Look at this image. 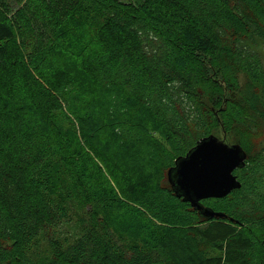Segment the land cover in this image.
Masks as SVG:
<instances>
[{
    "label": "trees",
    "instance_id": "obj_1",
    "mask_svg": "<svg viewBox=\"0 0 264 264\" xmlns=\"http://www.w3.org/2000/svg\"><path fill=\"white\" fill-rule=\"evenodd\" d=\"M238 1L254 14L233 0H0V264H264V147L244 149L241 188L202 201L223 217L168 180L189 141L259 130L248 117L264 127V0ZM66 57L113 104L106 142Z\"/></svg>",
    "mask_w": 264,
    "mask_h": 264
},
{
    "label": "water",
    "instance_id": "obj_2",
    "mask_svg": "<svg viewBox=\"0 0 264 264\" xmlns=\"http://www.w3.org/2000/svg\"><path fill=\"white\" fill-rule=\"evenodd\" d=\"M201 141L215 142L227 149V163L219 168L211 179L195 183L182 181L172 166L168 170V180L176 195L184 201L190 202L200 216L206 219L223 217L225 215L223 212L205 206L202 201L208 198H223L233 190L241 188L242 184L234 171L246 165L248 155L240 144H230L214 134L202 137L197 141V144ZM184 158V156H180L176 161Z\"/></svg>",
    "mask_w": 264,
    "mask_h": 264
},
{
    "label": "rangeland",
    "instance_id": "obj_3",
    "mask_svg": "<svg viewBox=\"0 0 264 264\" xmlns=\"http://www.w3.org/2000/svg\"><path fill=\"white\" fill-rule=\"evenodd\" d=\"M238 2V3H237ZM233 3L239 4L238 6L241 8L243 12L249 15H253V11L244 3L238 1V0H233ZM259 47L263 50L264 54V42H259ZM64 62L73 70L75 71V74L77 76V90L80 92L82 91L88 98H90L91 102V107L93 110L97 113L99 120L101 121L103 127H104V135L105 139L104 141L106 142V137L110 129L115 125V122L112 119L111 115V110L113 107V104L110 99L106 98L105 95H103L100 91H98L88 80L85 75H83L78 67V64L76 60L72 57H66L64 58ZM239 77V82L241 85H244L247 83L248 78L245 74L240 72L238 74ZM211 104L213 102H210ZM216 104V107H218V103L214 101ZM220 107V106H219ZM247 116V115H246ZM247 119V118H246ZM248 121L254 124L252 127L253 129H257V126L259 130H251L248 131H243L240 128H236L234 125L227 133H223L221 130H218L216 134L223 140H227L228 143H235V141H239L238 143L241 144V146L250 154L251 158L255 157L264 147V127L263 124L261 125L255 120H250L251 118L248 117ZM139 122L141 123V126L146 130V134L148 137L156 136L159 137V134H156L153 132L152 128L148 126V123L146 121H143L139 119ZM261 126V127H260ZM251 128V129H252ZM160 138V137H159ZM106 147H109L107 143H105ZM157 146V144H156ZM251 162V161H250ZM257 188V193H261L260 195L264 194V181L259 182L258 185L255 186L254 190Z\"/></svg>",
    "mask_w": 264,
    "mask_h": 264
},
{
    "label": "snow or ice",
    "instance_id": "obj_4",
    "mask_svg": "<svg viewBox=\"0 0 264 264\" xmlns=\"http://www.w3.org/2000/svg\"><path fill=\"white\" fill-rule=\"evenodd\" d=\"M183 155L185 158L176 161L174 170L182 181L195 183L211 179L227 163L228 150L215 142L189 141L188 151Z\"/></svg>",
    "mask_w": 264,
    "mask_h": 264
}]
</instances>
